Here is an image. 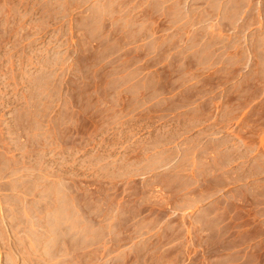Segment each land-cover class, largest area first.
<instances>
[{"label":"rangeland","instance_id":"374dc122","mask_svg":"<svg viewBox=\"0 0 264 264\" xmlns=\"http://www.w3.org/2000/svg\"><path fill=\"white\" fill-rule=\"evenodd\" d=\"M263 99L264 0H0V264H203L187 134Z\"/></svg>","mask_w":264,"mask_h":264},{"label":"crops","instance_id":"0c3cea01","mask_svg":"<svg viewBox=\"0 0 264 264\" xmlns=\"http://www.w3.org/2000/svg\"><path fill=\"white\" fill-rule=\"evenodd\" d=\"M200 104H182L180 115L197 113ZM248 120L212 113L187 134L195 143V165L187 167L175 210L187 236L200 240L195 251L203 264H264V117L256 142L243 137L250 134ZM204 188L212 190L204 196ZM190 257L185 264H191Z\"/></svg>","mask_w":264,"mask_h":264}]
</instances>
